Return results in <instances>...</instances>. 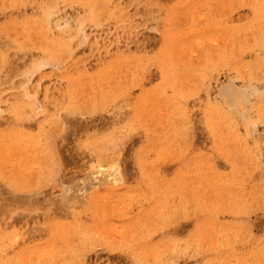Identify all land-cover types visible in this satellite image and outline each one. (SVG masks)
I'll return each instance as SVG.
<instances>
[{"label": "rangeland", "instance_id": "1", "mask_svg": "<svg viewBox=\"0 0 264 264\" xmlns=\"http://www.w3.org/2000/svg\"><path fill=\"white\" fill-rule=\"evenodd\" d=\"M0 264H264V0H0Z\"/></svg>", "mask_w": 264, "mask_h": 264}]
</instances>
